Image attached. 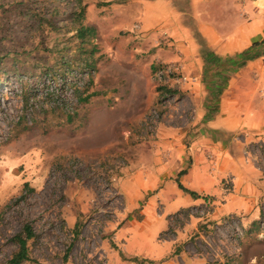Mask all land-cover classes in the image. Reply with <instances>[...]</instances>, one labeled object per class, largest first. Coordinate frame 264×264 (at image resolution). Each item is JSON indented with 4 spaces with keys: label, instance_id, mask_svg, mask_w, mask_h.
Instances as JSON below:
<instances>
[{
    "label": "rangeland",
    "instance_id": "obj_1",
    "mask_svg": "<svg viewBox=\"0 0 264 264\" xmlns=\"http://www.w3.org/2000/svg\"><path fill=\"white\" fill-rule=\"evenodd\" d=\"M134 2L0 0V264L27 224L22 264H264V35L257 59L201 68L144 31ZM176 61L183 88L155 76ZM222 109L256 126L198 152L203 191L188 203L189 131ZM173 130L183 147L170 150Z\"/></svg>",
    "mask_w": 264,
    "mask_h": 264
},
{
    "label": "crops",
    "instance_id": "obj_2",
    "mask_svg": "<svg viewBox=\"0 0 264 264\" xmlns=\"http://www.w3.org/2000/svg\"><path fill=\"white\" fill-rule=\"evenodd\" d=\"M139 1V5L136 2H134V5L138 6L140 14H137V16L140 18L144 31H151L156 34L160 30L161 34L170 35L171 38L176 40V44L180 45V50L186 55V58L191 60L190 63L197 62L201 68L206 62L203 55L207 56L208 53H211L220 58L237 55L251 47L254 42L264 35V17L261 16L264 0ZM199 38L202 39L204 48H202L200 41L197 40ZM184 68L186 69L187 67L184 66ZM244 117L237 116L238 120H236V116L230 117L222 109L212 120L206 121L205 125L189 131L193 134L192 144L196 160L192 164L194 167L190 169L189 174L182 181L180 180L185 187L196 191L200 195L203 191L202 182L193 176V174L199 172L198 163L200 160L197 156L198 152L205 148L223 149L225 148V134L233 132L240 127L252 129L256 126L249 117ZM180 131H170V133L174 134L172 136L170 134L164 142L167 149L172 150L176 146H179L178 148L183 147L182 140L184 139L178 136ZM184 157V155L179 156L176 162L184 165ZM237 181L240 184V175H237ZM170 188H173L171 183L165 186L162 195L171 196L168 193ZM165 191H167L166 194ZM177 194L180 199L183 197L188 203L193 202L195 199L179 186L176 188ZM185 195H190L191 197ZM250 195L253 196L252 204H250L251 208V206L254 207L255 205V197L253 193ZM242 199V201H238L235 210L239 209L245 212L244 207L247 205V201H245L244 197ZM178 202L177 204L182 203L181 201Z\"/></svg>",
    "mask_w": 264,
    "mask_h": 264
},
{
    "label": "trees",
    "instance_id": "obj_3",
    "mask_svg": "<svg viewBox=\"0 0 264 264\" xmlns=\"http://www.w3.org/2000/svg\"><path fill=\"white\" fill-rule=\"evenodd\" d=\"M89 32H90V34L91 33L93 34L94 33V29H92L90 27H87L85 25H81L79 27V29H78V33L82 37H85L86 34L89 33ZM263 41H264V39H263ZM258 42L259 41L257 40L256 42H254L252 44L251 47H249L248 49L244 50L243 52L237 54V57L220 58V57L215 56L214 54L208 53L207 54L206 61L211 62V64H212L213 67L216 66L218 63L219 64L222 63V66L225 67V68L230 67V65H228L227 62H229L231 64L234 63V62H237V63H239L238 66L244 65L249 58L250 59H255V58H257L260 55V53H258V52L255 53L256 46L259 44ZM70 65H72V64H70ZM220 69H222V68H220ZM168 90H170V89H168ZM186 172H187L186 169H183V170H181L179 172L178 177L176 179V181L178 183V186L184 192L190 194L193 198H195V199L196 198H199L200 195L196 191L191 190V189L185 187L182 184V182L180 181L179 177L181 175H183L184 173H186ZM78 228H79V225H77V230H78ZM34 235H35V233H34L32 227L29 224H27L24 227V230H23V233L22 234L16 235L15 239H16V241L18 243V250L13 255V257L10 259V264H22L24 261L29 260L28 241L31 238H33ZM132 261H137L138 263L143 264L144 262H146L148 260H146V259H139L137 257H134V258H132Z\"/></svg>",
    "mask_w": 264,
    "mask_h": 264
},
{
    "label": "built area",
    "instance_id": "obj_4",
    "mask_svg": "<svg viewBox=\"0 0 264 264\" xmlns=\"http://www.w3.org/2000/svg\"><path fill=\"white\" fill-rule=\"evenodd\" d=\"M184 69L181 61L163 63L155 70V76L161 84L183 88L191 82V77L185 73Z\"/></svg>",
    "mask_w": 264,
    "mask_h": 264
}]
</instances>
